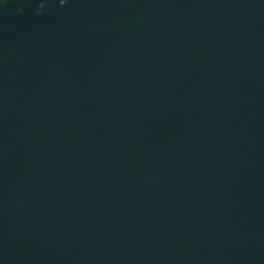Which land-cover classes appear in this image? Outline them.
<instances>
[{
  "label": "water",
  "instance_id": "1",
  "mask_svg": "<svg viewBox=\"0 0 264 264\" xmlns=\"http://www.w3.org/2000/svg\"><path fill=\"white\" fill-rule=\"evenodd\" d=\"M123 3L0 0V264H264V0Z\"/></svg>",
  "mask_w": 264,
  "mask_h": 264
},
{
  "label": "flooded vegetation",
  "instance_id": "2",
  "mask_svg": "<svg viewBox=\"0 0 264 264\" xmlns=\"http://www.w3.org/2000/svg\"><path fill=\"white\" fill-rule=\"evenodd\" d=\"M29 13L39 19L47 17H57L72 13L80 19L102 18L109 20L108 24L116 23L122 18V30L118 28L117 32H124L127 26H124V19L129 17L125 14L123 0H27ZM122 1V2H120ZM112 28V27H111ZM112 28L110 32H113Z\"/></svg>",
  "mask_w": 264,
  "mask_h": 264
}]
</instances>
